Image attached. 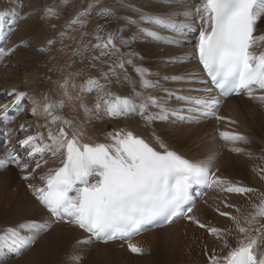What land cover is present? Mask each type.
<instances>
[{
    "label": "snow or ice",
    "instance_id": "6c2138e0",
    "mask_svg": "<svg viewBox=\"0 0 264 264\" xmlns=\"http://www.w3.org/2000/svg\"><path fill=\"white\" fill-rule=\"evenodd\" d=\"M62 2L68 3L69 0ZM166 2L171 4L175 0ZM99 3L100 0H89L83 11L77 12L67 21L65 29L79 31L73 25L85 28L88 20L81 17L91 16L93 8ZM119 3L123 7V0H119ZM6 15V11H0V18ZM45 15L59 19L58 13L51 8L45 10ZM95 15L105 18L106 21L114 16L120 18L112 6L99 8ZM178 15H182L185 20H198L200 28L198 35L194 37L192 50L179 57H171L166 63L197 60L207 79L198 78L196 73L149 79L153 73L134 63L137 54L133 51L121 52L116 47L113 34L101 36L103 26L97 24L92 36L95 43H82V47L74 50V55L83 57L90 49L92 52L98 51L99 54L87 57L88 75L81 83L77 84L76 78L82 75L83 70L70 74L71 82L65 78L60 84L64 89L63 95L69 101L78 103L89 119L93 113L98 118H102L103 114L110 119L138 116L146 128H151L157 121L201 123L203 119L223 120L224 117L216 115L222 97L244 95L264 104V50H255L264 43V34H256L258 22L264 20V0H200L194 9L189 7L183 12L165 14L137 10L134 17L127 18V24L135 28L139 36L179 44L182 41L178 37L187 40L188 33H195L196 29L191 23H178L175 19ZM27 16V13L23 16L18 14L19 19ZM51 27L55 28L56 25L52 24ZM156 29L170 31L174 36L161 38ZM87 35V32L81 31L80 41L83 42ZM58 36L60 43L67 38L66 32H60ZM130 39L121 37V47L130 48ZM57 42L49 39L47 45L51 47ZM49 47H42L39 51L44 53ZM11 51L13 49L5 51L0 47V57ZM116 53L120 55L113 59ZM126 65H133L138 81L129 77ZM92 70H96L97 74L92 75ZM161 80L198 83L203 87L173 90L163 87ZM69 83L73 94L68 91ZM113 83H127L132 88V93L121 95L113 91ZM137 83L142 89L140 92L136 91ZM157 89L163 95H153L152 92ZM193 91L202 95L180 94ZM92 92L96 93V98L89 107L84 102V97ZM7 96L14 97L10 101L14 105L25 98L27 93L12 90ZM173 97L179 107L172 106ZM31 103V113L35 115L40 112L45 117L47 137L37 132L18 140V145L25 152V155H19L13 148L8 147L14 139L9 136V132L13 130L5 132L4 136L8 139L0 146L3 147L0 168L11 164L21 172H26L31 167V172L22 176V179L29 180L35 178L34 174L47 164L43 159L45 155L60 156L61 166L48 169L46 174L39 177L43 186L29 187L54 220L71 223L88 234L78 244H89L93 239L105 243L114 240L129 241V251L142 254L144 249L130 242L133 236L149 227H160L183 217L199 228L206 229L208 235L220 242V254H217L215 248L210 253L205 251L209 264H264V192L253 199L252 194L257 189L239 182L233 183L213 172L210 165L193 162L171 150L154 128L153 142L127 128H115L105 133V143H82V134L78 132L73 121L59 114V110L65 106L64 100L53 101L44 94L42 102L33 99ZM8 107L9 105L0 107V112H6ZM185 113L188 115L185 116ZM0 121L4 124L11 122L7 115L0 116ZM30 128V125L27 128L24 124L19 126L22 132H27ZM219 136L225 141L229 151L237 154L246 151L240 146L248 143L244 134L236 131L220 132ZM257 171L264 173V168ZM90 178L95 182H91ZM261 179H264V175H261ZM197 186L247 197L252 210L243 214L239 207L224 199V207L235 208L236 214L220 208L216 211L220 216L227 217L231 224L226 228L208 226L195 215H189L193 213L196 197L202 195L200 191H196L194 195ZM72 192H75L74 196L70 195ZM50 226L49 221L45 220L43 223L30 221L18 227H8L0 231V248L26 247ZM22 231L30 234L21 235ZM229 238L235 240L234 246ZM80 259L77 256L75 261Z\"/></svg>",
    "mask_w": 264,
    "mask_h": 264
},
{
    "label": "bare ground",
    "instance_id": "6f19581e",
    "mask_svg": "<svg viewBox=\"0 0 264 264\" xmlns=\"http://www.w3.org/2000/svg\"><path fill=\"white\" fill-rule=\"evenodd\" d=\"M199 2L200 0H175L169 4L166 0H123V7H121L119 0H100V3L93 8L91 16L81 17L88 20L87 26L80 28L79 25H73L72 27L78 28L79 31H72L66 30L65 24L77 12L83 11L89 0H69L68 3L62 0H0V11L7 12L5 17L0 18V47L5 51L13 49L6 56L0 57L2 62L0 107L13 105L10 101L14 97L7 96L8 92L15 90L27 93V96L18 104H14L23 105L24 110L16 122L9 126L18 133L17 140L24 139L26 135H35L37 132L47 137L45 117L40 112L35 115L31 113V101L35 99L42 102L43 95L47 94L50 100H64L65 106L59 110V114L73 121L78 132L82 134V143H105L107 142L105 133L115 128H127L149 142H153L152 129L154 128L156 134L171 150L193 162L210 165L213 172L233 183L239 182L244 186L257 189L252 197L258 198L259 194L264 192V179H261L264 173L257 171L264 168V163L256 156L260 153L264 155V104L242 95L230 98L224 103L218 114L224 117L223 120L208 121L198 125L157 121L151 128H146L138 116L129 119H110L103 114H101L102 118H98L93 113L89 119L79 108L78 103L69 101L63 95L64 89L60 87L65 78L71 82L70 74L77 71L83 70L82 75L76 78L77 84L87 78V57L99 53L92 52L90 49L81 57L74 55V50L82 47V43L89 41L95 43L92 36L97 24L103 26L101 36L113 34L116 47L120 48L121 52L133 51L137 54L134 63L153 73L148 77L149 79L157 80L163 76L184 73H196L200 76V70L194 60L176 64L166 63L171 57H179L191 51L190 39L178 37L181 43L168 45V42L163 39L157 40L137 35L135 28L127 24V18L134 17L137 10L152 14L183 12L189 7L194 9ZM106 6L115 8L120 18L117 19L114 16L106 21L105 18L95 15L99 8ZM48 8L57 12L59 19L48 18L45 15V10ZM25 13L28 14L27 18H18V14L23 16ZM175 19L178 23L194 24L195 22V19L185 20L182 15L176 16ZM52 24L56 27L52 28ZM257 29V35L264 34V20L258 22ZM81 31L88 33L83 38V42L80 41ZM156 31L161 38L174 36L170 31L161 29ZM60 32H66L67 37L62 43L59 42L58 33ZM121 37L131 38L130 48L121 47ZM49 39H55L58 42L49 47L47 45ZM42 47H49V50L41 53L39 49ZM255 50H264V43ZM119 55L120 53H116L113 59ZM126 69L129 77L138 81L133 65H126ZM91 74L96 75V70H92ZM161 84L173 90L185 86L180 82L162 80ZM112 90L121 95L132 93V88L127 83L122 85L113 83ZM68 91L73 94L70 83ZM136 91H142L138 83ZM152 94L163 95L159 89L154 90ZM95 98L96 93L92 92L85 95L84 102L91 107ZM177 105L172 103L174 107ZM233 121L235 123H232ZM21 124H24L26 128L30 125V130L20 131ZM233 131L240 132L248 138L247 144L240 145L246 150L243 154L229 151L225 141L220 139V132ZM154 146L158 148V145L154 144ZM2 152L3 149H0V153ZM43 159L47 161V164L34 174L33 179H22V176L31 172V167L27 172H21L19 168L11 165L5 171H0V217L5 215L3 219H8L12 224L10 227H18L30 221L43 223L47 220L51 224L45 233L36 236L32 246L27 245V250L15 258L9 257L11 251L8 248H0V264H209V257L205 255L206 250L210 253L215 248L217 254L221 253L219 241L208 235L206 229L199 228L185 218L131 240L130 242L144 249L142 254L131 253L128 249L129 242L78 244L77 242L84 240L86 235L71 224L52 222L35 200L33 190L29 187V185L41 187L42 182L39 177L46 174L48 169L61 166L60 156L52 157L51 154H47ZM34 166L35 162L32 164V167ZM224 199L239 207L243 214L252 210L247 197L209 189L193 208V213L189 215H195L208 226L226 228L231 221L227 217L220 216L216 209L220 208L232 214L236 212L235 208L224 207L222 203ZM29 234L27 231L21 232L24 236ZM229 239L234 246L235 240ZM77 256L81 257L78 262L75 261Z\"/></svg>",
    "mask_w": 264,
    "mask_h": 264
},
{
    "label": "rangeland",
    "instance_id": "374dc122",
    "mask_svg": "<svg viewBox=\"0 0 264 264\" xmlns=\"http://www.w3.org/2000/svg\"><path fill=\"white\" fill-rule=\"evenodd\" d=\"M256 156H258V159H259V161H262L263 163H264V155L263 154H256ZM260 158H261V160H260ZM4 216L5 215H2L1 217H0V231H3L4 229H6V228H8V227H10V226H12V224H10L9 223V221H8V219H3L4 218ZM1 218L3 219V220H1ZM7 221V222H6Z\"/></svg>",
    "mask_w": 264,
    "mask_h": 264
}]
</instances>
